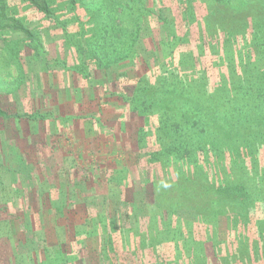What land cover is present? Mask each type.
Listing matches in <instances>:
<instances>
[{"label": "rangeland", "instance_id": "1", "mask_svg": "<svg viewBox=\"0 0 264 264\" xmlns=\"http://www.w3.org/2000/svg\"><path fill=\"white\" fill-rule=\"evenodd\" d=\"M4 1L6 16L15 17L30 28L41 44L39 51L46 54L37 55L35 61L36 55L32 48L34 43L25 34L4 26L9 23V19L0 16V106L18 112L36 108L40 112L53 110L54 103L62 97L58 96L57 99L54 97L56 89L53 87L57 85L58 88H62L65 82L70 83L72 74L70 71L65 73L64 70L53 69L51 65L46 70L47 67L41 68L38 63L43 61L44 55L46 58L53 55L55 50L62 58L64 55L67 56L70 63L71 59L76 62L82 61L83 56L79 50L83 48L82 50L86 52L88 49V39L94 33L93 19L90 13L83 9L80 1H76L73 8L70 6V0H49L50 9L64 28L61 31H54L52 24L43 14L25 1ZM136 1L134 0L130 6L135 10L140 23L138 51H143L152 42L149 39L151 36L159 41L160 46L162 44L161 47L164 45L163 42L170 38L171 59L175 62L174 53L179 51L192 50L196 56L201 50L198 46L200 43L205 44V47L217 45L219 51H226L230 45L231 50L241 52L243 47L240 43L243 41L246 47L244 51L251 55L250 61L253 64V58L259 55L257 50L262 49L264 0L254 1L252 8L248 6L245 16L249 17L244 20H242L244 16H240L235 6L238 0ZM225 3L232 6L230 12H227L231 15H225L227 11ZM252 16L257 19L256 22L252 21L250 18ZM236 18L242 21L241 30L227 35L226 31L233 30L231 29L234 26L233 19ZM161 20H166L165 25L168 23L166 26L167 28L169 26L170 32L161 27ZM133 21L134 18L130 17V22ZM60 33L63 34L62 38L69 55L68 52L64 53L63 47L62 52H59L60 46L55 43L61 39ZM204 54L208 61L203 59L199 64L197 61L195 70L188 74L189 76L183 73L189 82L200 81L204 91H213L222 85L229 88L235 79L255 83L264 81V66L260 71H255L250 66L247 67L249 59L246 61L244 71L243 64L238 61L233 63L230 58L226 60L227 62L222 60L220 66H213L209 49H206ZM27 58L34 60L30 67ZM84 58L90 59L87 56ZM165 73L168 77L176 75L174 68L172 71L165 70ZM19 84L20 87L15 92L16 101L13 103L11 98L13 95L10 94L9 97L7 91L14 90ZM233 95L234 93L230 94ZM235 96L239 97L237 94ZM60 113L64 114V110L61 109ZM74 130L78 131L74 133ZM121 131H125L124 124L119 129V132ZM99 132L100 129L96 125L81 121L74 123L65 120L55 124L47 119L28 122L23 119L5 120L0 117V264H16L17 261L33 264L27 255L41 248V244H46L42 240L44 237L42 230L47 239L53 238L58 223L48 221L47 217L54 216L55 210L64 205L68 186H71V189L66 202L75 201L76 196L83 192L84 196H79L81 198L76 202L83 198L87 199L88 211L90 209L92 213L93 210L106 213L111 198L115 194L121 198L119 192L121 185L111 191L113 196H108V192L111 194L108 189L110 187L107 188L103 181L100 180L102 183H95L92 186L88 183L90 181L88 175L96 170L95 165L99 164V159L105 160L107 164L104 167L109 168L108 178L111 176L113 180L115 179L113 171L119 170V164L125 166L130 164L128 161L131 160L129 150L120 145L119 141L109 140L110 132L104 134V137H101ZM246 132L244 128L240 129V134L244 138L241 147L231 149L222 146L212 150L205 148L200 164L205 166L209 178L218 184H225L234 191L237 186L246 188L255 201L244 203L239 195L238 201L225 215H204L194 207L188 212L187 217L177 218L172 215L164 219L166 217L161 215L158 207L167 204L170 199L172 201L178 199L182 203L180 195L176 192L178 186H182L183 183H180L172 170L168 171L167 178L164 179L163 172L155 165L132 171L130 175L133 186L130 193L135 194L138 190L140 195L138 196L145 198V209L154 213V217L141 214L137 226L139 232L133 234L132 243L141 239L144 245L131 247L130 251L124 248L122 258L108 250L103 254L101 263L133 264L134 258L131 262L128 261V256L140 251L142 264H264V142L253 144L249 138L244 137ZM44 136L51 152L36 150L37 142ZM145 145L143 152L150 148L149 142L145 141ZM151 145L154 146L152 143ZM133 158H137V155L134 154ZM141 158L143 161L144 155ZM215 161L218 162L214 164ZM196 170L199 172L201 169ZM142 171L147 172L146 175H143ZM147 176L149 177L146 179L145 187L147 185L148 187L138 186L139 181L142 183L141 177ZM190 176L187 185L195 192L185 203L188 206L201 207L202 203L198 204L201 201H197L196 192L201 180L197 178L195 180V173ZM153 180L162 182L158 189L153 187L155 184ZM119 182L121 184L127 182V173L123 179L119 178ZM31 194L38 197V202L41 200L42 208H47L46 216L40 213L38 219H34L30 208L35 201L34 198L33 201L30 200ZM35 212L39 211L36 209ZM168 230L169 235L165 233ZM58 261L59 258L50 253L43 264H57Z\"/></svg>", "mask_w": 264, "mask_h": 264}, {"label": "trees", "instance_id": "2", "mask_svg": "<svg viewBox=\"0 0 264 264\" xmlns=\"http://www.w3.org/2000/svg\"><path fill=\"white\" fill-rule=\"evenodd\" d=\"M23 1L41 12L52 24L54 31L64 29L59 24L61 21L50 9L49 0ZM76 1L81 2L83 9L90 13L93 19L94 33L88 39V49L86 52L82 50L83 48L79 50L83 56L82 61L72 64V60L70 63L67 56L64 55L62 58L55 50L53 55L47 58L44 55L43 61L38 63L41 68L47 67L46 70L51 65L53 69L58 68L65 73L70 71L72 74V81L68 83L70 85L66 86L65 82L62 88H58L57 85L53 87L56 89L54 97L57 99L58 96H62L54 103L53 110L40 112L36 108L18 112L0 106V117L5 120L23 119L28 122L47 119L55 124L65 120L74 123L78 121L85 124L92 123L100 129L101 137L110 132L109 140L119 141L120 145L129 150L131 160L128 159L130 164L125 166L119 164V170L114 169V180L111 176L108 178L109 168L104 167L107 163L102 158L99 159V164L95 165L96 170L88 175L90 177L88 183L91 186L102 183L101 180L106 183L107 188L110 187L108 188L110 192L121 185L119 187L121 198L119 195L113 196L112 192L111 194L108 192V196L113 197L106 213L94 210L92 213L90 209L88 211L87 199L83 198L77 203L78 198H81L79 196H84L83 192L76 196L75 201L66 202L71 189V186H68L64 205L55 210L54 216L47 217L48 221L58 223L53 238L47 239L42 230L44 235L42 240L46 244H41V248L27 255L29 260L33 264H43L48 255L53 253V256L59 258L57 264H102V256L108 250H112L119 258H122L125 253L124 248L130 251L131 247L144 245L141 239L132 243L133 234L139 232L137 226L141 214H149L153 218L154 213L145 209V198L139 197L138 190L135 194L130 193L133 186L130 173L152 165L161 169L164 179L167 178L168 171L172 170L180 183H183L182 186H178L177 192L173 190L180 195L179 199H182V203L178 199L173 201L170 199L171 201L162 207L157 206L160 208L161 215L166 217L164 219L172 215L177 218L187 217L188 212H191L194 207H197V210L204 215H225L238 201L239 195L244 203L255 201L246 188L237 186L234 191L227 188L225 184H218L209 178L204 169L205 166L200 164V159L205 148L212 150L222 146L231 149L241 147L244 144V138L240 134L242 128L247 131L244 137L249 138L253 144L264 142V81L255 83L250 80L235 79L230 84L231 88L222 85L219 89L204 91L200 81L189 82L184 74L193 73L197 61L199 64L203 62V59L209 60L204 57L206 49L210 51L213 66L230 58L233 63L238 61L243 64L242 69L245 71L246 61L249 59L247 67L260 71L264 66V58H262L264 43L262 49L257 50L259 55L253 58V64L250 61L251 55L244 51L246 47L243 41L240 43L243 47L241 52L231 50L230 45L226 51H219L217 45L205 47V44L200 43L198 46L201 50L196 56L193 55L192 50L179 51L174 53L175 62H173L170 38L163 42L164 45L161 47L162 44L160 43V46L159 41L151 36L149 39L152 42L143 51H138L140 23L136 18L135 10L130 6L134 0H70V6L74 8ZM254 1L258 0H238L235 4L240 16H244L241 17L242 20L249 17V15L245 16L246 8L254 7L252 6ZM224 6L227 10L225 15H231L227 12L232 9V6L226 3ZM0 16L9 19V23L4 26L25 34L34 43L32 48L36 55L35 61L37 55L46 54L39 51L41 44L30 28L17 18L6 16L4 0H0ZM130 17L134 18L133 22H130ZM238 18L233 19L234 26H231L233 30L226 31L227 35L241 30L242 21ZM250 18L253 22L257 21L253 16ZM161 22V27L169 30V26L168 28L166 26L168 23L165 25L166 20ZM171 30L173 31L172 28ZM60 35L61 39H56L55 43L60 46L59 52H62L63 47L66 53L67 45L64 44L63 34L60 33ZM254 46L255 43L253 48ZM86 56L90 59L85 60ZM28 61L30 67L34 60L28 59ZM29 67L26 70L27 73ZM173 68L176 75L168 77L165 70L172 71ZM19 87L20 84L14 90L7 91L9 97H11L10 94L13 95L11 97L13 103L16 101L15 92ZM231 93L234 95L230 96ZM236 94L239 97H236ZM61 109L64 110V114L60 113ZM123 124L125 131L119 132ZM75 131L78 130H74V133ZM41 139L37 142L36 150L51 152L45 136ZM145 141L149 142L150 148L144 151V154ZM134 154L137 158H133ZM140 154L144 155L143 161ZM217 162L215 161L214 164ZM196 168L201 170L198 172ZM126 173L127 182L121 184L119 178L123 179ZM142 173L146 175L147 172L142 171ZM194 173L195 180L196 178L201 180L198 190L195 189L197 201H201L198 204L202 203L201 207L188 206L185 203L195 192L191 186L187 185V180L190 179L188 177L193 176ZM148 177H141L142 183L139 181L140 184L137 185L145 187ZM153 181L155 182L154 185L152 184L153 187L158 189L162 182ZM30 198L31 201L33 198L35 201L30 208L34 219H38L40 213L46 216L48 210L42 208L41 200L38 202V197L33 194ZM36 209L39 212H35ZM165 233L169 235L170 231ZM128 257V261L131 262L134 258L133 264H142L140 251ZM16 264L25 263L17 261Z\"/></svg>", "mask_w": 264, "mask_h": 264}, {"label": "crops", "instance_id": "3", "mask_svg": "<svg viewBox=\"0 0 264 264\" xmlns=\"http://www.w3.org/2000/svg\"><path fill=\"white\" fill-rule=\"evenodd\" d=\"M71 60H73V62H72V64L75 62L76 63V61L74 60V59H71ZM69 84H66V86H68Z\"/></svg>", "mask_w": 264, "mask_h": 264}]
</instances>
